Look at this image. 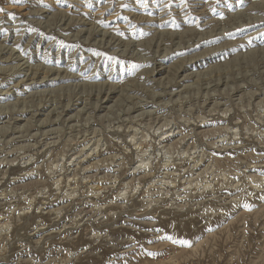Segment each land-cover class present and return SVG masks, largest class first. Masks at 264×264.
<instances>
[{
  "label": "rangeland",
  "instance_id": "obj_1",
  "mask_svg": "<svg viewBox=\"0 0 264 264\" xmlns=\"http://www.w3.org/2000/svg\"><path fill=\"white\" fill-rule=\"evenodd\" d=\"M0 9V264H264V0Z\"/></svg>",
  "mask_w": 264,
  "mask_h": 264
},
{
  "label": "bare ground",
  "instance_id": "obj_2",
  "mask_svg": "<svg viewBox=\"0 0 264 264\" xmlns=\"http://www.w3.org/2000/svg\"><path fill=\"white\" fill-rule=\"evenodd\" d=\"M102 36V35H101ZM27 65V64H26ZM175 94V93H174ZM234 94V93H233ZM215 96V95H214ZM223 105V104H222ZM84 108V107H83ZM28 111V110H27ZM22 113V112H21ZM201 122H202V120H201ZM39 123V122H38ZM199 123V122H198ZM44 132V131H43ZM35 136V135H34ZM183 137V136H182ZM185 141V140H184ZM180 142V141H179ZM236 142V141H235ZM46 145V144H45ZM212 146V145H211ZM96 147V146H95ZM97 148V147H96ZM171 149V148H170ZM235 151V150H234ZM94 153H95V151H93ZM173 154V153H172ZM79 155V154H78ZM165 155H166V153H165ZM28 156V155H27ZM170 157V156H169ZM120 158V157H119ZM186 158V157H185ZM172 159V158H171ZM162 160V159H161ZM193 160V159H192ZM210 160V159H209ZM169 160H167V163H169L170 162V164H171V160L168 162ZM231 161V160H230ZM91 162V161H90ZM141 162H142V160H141ZM191 162V161H190ZM228 162V161H227ZM145 163V162H144ZM188 163V162H187ZM234 163V162H233ZM148 164V163H147ZM147 164H145V166H148ZM164 164V163H163ZM162 164V165H163ZM165 164H166V160H165ZM170 164H168V165H166V166H168L167 168L169 169L170 167H169V165ZM194 164H196V163H194ZM142 165H143V162H142ZM161 165V166H162ZM172 165V164H171ZM189 165V164H188ZM197 165V164H196ZM221 165V164H220ZM98 166V165H97ZM165 166V167H166ZM231 166V165H230ZM257 166H258V164H257ZM113 167V166H112ZM141 167H143V166H141ZM163 167V166H162ZM174 167V166H173ZM102 168V167H101ZM195 168V167H194ZM193 168V169H194ZM256 168V167H255ZM162 169V168H161ZM173 169V168H172ZM248 169V168H247ZM115 170V169H114ZM119 170V169H118ZM185 170V169H184ZM193 171V170H192ZM223 171V170H222ZM84 172V171H83ZM194 172V171H193ZM232 172V171H231ZM241 172V171H240ZM130 173V172H129ZM132 173V172H131ZM188 173V172H187ZM219 173V172H218ZM26 174V173H25ZM148 174V173H147ZM167 174V173H166ZM169 174V173H168ZM37 175V174H36ZM227 175V174H226ZM225 175V176H226ZM232 175V174H231ZM245 175V174H244ZM27 176V175H26ZM180 176V175H179ZM203 176V175H202ZM239 176V175H238ZM249 176V175H248ZM195 177V176H194ZM204 177V176H203ZM212 177V176H211ZM213 177H214V175H213ZM221 177V176H220ZM224 176H222L221 178H223ZM234 177H235V175H234ZM247 177V176H246ZM60 178V177H59ZM177 178V177H176ZM197 178H198V176H197ZM206 178V177H205ZM217 178V177H216ZM220 178V179H221ZM249 178V177H248ZM255 178H258V177H256L255 176ZM51 179V178H50ZM228 179V178H227ZM252 179V178H251ZM260 179V178H259ZM259 179H252L253 180V182H252V184L254 185V186H258L259 188H260V185H261V183H262V181L263 180H259ZM101 180V179H100ZM189 180V179H188ZM196 180V179H195ZM226 180V179H225ZM225 180H223V183H222V186H225L226 184H224V181ZM30 181V180H29ZM57 181V180H56ZM139 181V180H138ZM203 181V180H202ZM208 181V180H207ZM212 181V180H211ZM230 181V180H229ZM244 181V180H243ZM106 182V181H105ZM186 182V181H185ZM191 182H194V180L193 181H191ZM198 182H199V180H198ZM249 182V181H248ZM73 183V182H72ZM76 183V182H75ZM84 183V182H83ZM241 183V182H240ZM58 184V183H57ZM57 184H55V185H57ZM110 184V183H109ZM165 184V183H164ZM200 184V183H199ZM236 184H239V183H236ZM248 184V183H247ZM155 185V184H154ZM170 185V184H169ZM201 185V184H200ZM250 185V184H249ZM252 185V186H253ZM140 186V185H139ZM204 186H206V185H204ZM209 186V185H208ZM211 186V185H210ZM228 186H230L229 188H226V189H224V190H227V192L229 193V195H230V197H227V198H230V201L228 202V201H226V200H224L223 198L225 197H222V200H224L223 201V205H222V207H227V206H234L235 204H238L239 202H240V198H242L243 197V194L242 193H239V185L237 186H233L231 183L228 185ZM227 186V187H228ZM246 186V185H245ZM244 186V187H245ZM263 186V185H262ZM89 187V186H88ZM98 187V186H97ZM96 187V188H97ZM126 187V186H125ZM130 187V186H129ZM68 188V187H67ZM75 188V187H74ZM112 188V187H111ZM128 188V187H127ZM190 188V187H189ZM208 188V187H207ZM207 188H206V191H205V189H204V192L205 193H207ZM181 189V188H180ZM188 189V188H187ZM202 189H203V187H202ZM210 189V188H209ZM212 189H213V186H212ZM243 188H240V190H242ZM250 189V188H249ZM256 189V188H255ZM43 190V189H42ZM57 190V189H56ZM88 190V189H87ZM98 190V189H97ZM152 190V189H151ZM190 190V189H189ZM66 191V190H65ZM90 191H92V189L90 190ZM93 191H95V190H93ZM92 191V192H93ZM198 191V190H197ZM202 192L201 193H203V190H201ZM211 191V190H210ZM91 192V193H92ZM190 192V191H189ZM216 192V191H215ZM40 193V192H39ZM146 193V192H145ZM177 193V192H176ZM191 193V192H190ZM204 193V194H205ZM210 193V192H209ZM245 193V192H244ZM121 194V193H120ZM127 194V193H126ZM199 194H200V192H199ZM212 194H214V193H212ZM248 194V193H247ZM4 195V194H3ZM93 195H95V194H93ZM123 195V194H122ZM152 195V194H151ZM150 195V196H151ZM190 195V194H189ZM189 195H187V196H189ZM192 195V194H191ZM194 195V194H193ZM192 195V196H193ZM73 196V195H72ZM127 196V195H126ZM129 196V195H128ZM181 195H179L178 197H180ZM191 196V197H192ZM202 196V195H201ZM219 196V195H218ZM223 196V195H222ZM246 196V195H245ZM173 197H174V195H173ZM172 197V198H173ZM190 197V196H189ZM254 197V196H253ZM66 198V197H65ZM68 198V197H67ZM124 198V197H123ZM155 198V197H154ZM171 198V199H172ZM198 198V197H197ZM226 198V197H225ZM214 199V198H213ZM218 199H219V197H218ZM170 200V199H169ZM173 200V199H172ZM181 199H177V201L179 202ZM209 200V199H208ZM229 200V199H228ZM24 201V200H23ZM127 201V200H126ZM175 201V200H174ZM183 201H184V199H183ZM206 201V200H205ZM246 201V200H245ZM30 202L32 203V201L30 200ZM66 202H68V201H66ZM102 202V201H101ZM145 202V201H144ZM209 202H211V201H209ZM208 202V203H209ZM30 203V204H31ZM44 203V202H43ZM99 203V202H98ZM108 203V202H107ZM171 203V202H170ZM180 203V202H179ZM198 203H200V201L199 202H197V204ZM206 203H207V201H206ZM212 203V202H211ZM249 203V202H248ZM28 204V203H27ZM74 204V203H73ZM101 204V203H100ZM99 204V205H100ZM112 204V203H111ZM148 204V203H147ZM168 204V203H167ZM175 204V203H174ZM174 204H172V205H174ZM177 204V203H176ZM184 204H186V203H184ZM184 204H182L181 206H184ZM197 204H196V206H197ZM205 204V203H204ZM9 205V204H8ZM32 205V204H31ZM39 205V204H38ZM41 205V204H40ZM203 205V204H202ZM212 205H213V203H212ZM219 205V204H218ZM16 206V205H15ZM33 206V205H32ZM170 206H171V204H170ZM188 206V205H187ZM186 206V207H187ZM220 206H221V204H220ZM254 206V205H253ZM11 207V206H10ZM145 207V206H144ZM205 207V206H204ZM215 207V206H214ZM261 207V206H260ZM16 208V207H15ZM45 208V207H44ZM99 208V207H98ZM181 208V207H180ZM196 208V207H195ZM206 208H207V205H206ZM217 208V207H216ZM123 209V208H122ZM142 209V208H141ZM144 209V208H143ZM176 209H179V208H176ZM199 209V208H198ZM219 209H220V207H219ZM39 210V209H38ZM179 210H181V209H179ZM210 210V209H209ZM221 210V209H220ZM219 210V211H220ZM78 211V210H77ZM76 211V212H77ZM143 211V210H142ZM182 211V210H181ZM200 211H201V207H200ZM204 211V210H203ZM214 211H215V209L213 208V210H212V214H210V212H209V214H210V216L212 215V216H215V213H214ZM218 211V210H217ZM223 211V208H222V210H221V212ZM8 212V211H7ZM37 212H39V211H37ZM82 212V211H81ZM202 212V211H201ZM84 213V212H83ZM149 213V212H148ZM184 213V212H183ZM187 213V212H186ZM200 213V212H199ZM214 213V214H213ZM56 214V213H55ZM62 214V213H61ZM85 214V213H84ZM133 214H134V212H133ZM141 214V213H140ZM202 214V213H201ZM204 214V213H203ZM218 214V213H217ZM8 217V216H7ZM55 217V216H54ZM186 218H187V216H186ZM190 218V217H189ZM213 218V217H212ZM215 218V217H214ZM49 219H50V217H49ZM51 219H53V218H51ZM74 219V218H73ZM19 220V219H18ZM88 220V219H87ZM180 220V219H179ZM208 220V219H207ZM210 220H211V218H210ZM209 220V221H210ZM17 221V220H16ZM48 221V220H47ZM68 221V220H67ZM160 221V220H159ZM205 221V220H204ZM208 221V222H209ZM58 222V221H57ZM180 222V221H179ZM9 226H10V224H9ZM79 226V225H78ZM2 225L0 224V230L2 229ZM6 227H8V225L6 226ZM70 227V226H69ZM16 228V227H15ZM42 228V227H41ZM45 228V227H44ZM24 229V228H23ZM68 229V228H67ZM3 230V229H2ZM37 230V229H36ZM39 230H41V229H39ZM42 230H43V228H42ZM41 230V231H42ZM16 233H17V231H15ZM1 234H2V232H0ZM38 233V232H37ZM47 234V233H46ZM16 236H17V234H16ZM6 238V237H5ZM26 243V242H25ZM67 244V243H66ZM61 251V250H60Z\"/></svg>",
  "mask_w": 264,
  "mask_h": 264
},
{
  "label": "snow or ice",
  "instance_id": "obj_3",
  "mask_svg": "<svg viewBox=\"0 0 264 264\" xmlns=\"http://www.w3.org/2000/svg\"><path fill=\"white\" fill-rule=\"evenodd\" d=\"M16 2H18V0H16ZM0 11H2V9H0ZM168 239H171V237H168ZM181 243L187 244V241H181Z\"/></svg>",
  "mask_w": 264,
  "mask_h": 264
}]
</instances>
